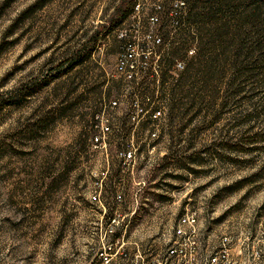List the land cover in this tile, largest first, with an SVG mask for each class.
<instances>
[{
  "label": "rangeland",
  "instance_id": "obj_1",
  "mask_svg": "<svg viewBox=\"0 0 264 264\" xmlns=\"http://www.w3.org/2000/svg\"><path fill=\"white\" fill-rule=\"evenodd\" d=\"M36 1L0 0V264H159L178 228L194 232L200 263L226 238L233 264H264V65L250 31L172 97V67L159 88L115 72L121 29L107 23L119 0H48L19 19ZM138 1L143 21L174 0ZM246 1L232 0L240 14ZM134 94L160 118L131 124ZM111 101V132L94 146ZM190 213L196 223L180 225Z\"/></svg>",
  "mask_w": 264,
  "mask_h": 264
},
{
  "label": "trees",
  "instance_id": "obj_2",
  "mask_svg": "<svg viewBox=\"0 0 264 264\" xmlns=\"http://www.w3.org/2000/svg\"><path fill=\"white\" fill-rule=\"evenodd\" d=\"M12 1L9 0V3ZM47 1L37 0L20 15L19 19H27L35 9H40ZM138 4H140L138 0H119L114 7L112 17L107 23L109 24V27H107L109 30L121 29L118 30V37L121 39L118 53L129 46H138L144 54L148 53V50L151 52L147 66L143 65L144 58H142V62H140L142 65L137 73L138 76L132 81H126L122 77L125 82L133 83L138 87L148 78H153L157 84L156 88H159L164 84L162 71L165 67H172V69L181 71L180 78L175 80L169 88L172 97L179 89L181 80L189 81L192 72L198 74L200 80L205 82L214 54L225 52L226 46L231 47L230 53L235 52V39H242L241 34L245 35L247 33L246 30H242V27H246L250 31L247 35L251 40L253 39L251 41V48H253L251 53L255 52L258 62L264 65V12L262 11L264 0H253L252 3L246 1L243 6L244 14L239 13V5L234 4L232 0H174L167 12L158 3L154 5L149 16L157 18L154 25L149 23V17L146 20H140V16L143 15L141 4V14L135 16V7ZM5 5H8V2ZM130 20L133 22L127 25L126 23ZM123 25L131 27V29H125ZM158 30L163 31L162 34ZM144 36L148 38L142 41ZM97 37L98 35H95L81 44L77 53L68 61V69H72L85 61L90 54V49L85 53V56H80V53L90 43L96 42ZM158 39L161 43L156 42ZM148 43L152 45L149 47ZM233 46L235 50L232 49ZM156 57L158 58L157 62L154 61ZM232 63H236L235 54L232 56ZM180 64L183 66L182 69L178 68ZM135 102V106L145 112L148 111V114L142 120L155 121L159 119H153L152 117L156 110H160L155 106V99L145 94L143 97L135 95L128 104L127 117L131 124L138 125L142 121L140 120L138 123L132 121L133 113L137 110L136 107L133 108ZM108 104L109 102L102 107L98 114L105 111L109 115L111 109Z\"/></svg>",
  "mask_w": 264,
  "mask_h": 264
},
{
  "label": "built area",
  "instance_id": "obj_3",
  "mask_svg": "<svg viewBox=\"0 0 264 264\" xmlns=\"http://www.w3.org/2000/svg\"><path fill=\"white\" fill-rule=\"evenodd\" d=\"M141 14V6L138 4L135 7V16H140ZM148 21L151 25H154L157 22V18L149 17ZM146 36L142 38V41L146 40ZM157 43H161L158 39ZM152 44L148 43L150 47ZM138 46L127 47L124 51L118 53L116 61H115V72L123 77L126 81H132L136 76H138V70L141 67L142 58H144V66H147V61L151 56L150 50L148 53L144 54ZM145 55V56H144ZM154 61H158L156 57ZM182 65H178L179 69H182ZM136 102L133 104V108L136 107L137 110L134 111L132 121L134 123H138V121L142 120L148 111L145 112L138 106H135ZM109 108L112 110L117 106L116 102H109ZM161 116V110H156L152 117L153 119H158ZM110 116L107 115L105 111L96 114L94 117V129L96 130V135L92 139V143L94 146L104 147L105 139L107 135L110 133ZM123 160V164H131L134 161V152L132 150H128L120 154ZM196 223V215L194 213L187 214L182 217V224L180 225H189ZM177 236L182 238L180 241L176 242L175 245L168 249L165 253V257H163L161 263L159 264H170V262L174 261V264H233L230 261L229 256V246L228 240L222 239L221 245L217 249L216 252L208 255L203 262L197 261V248L196 242L194 240V232L189 231L187 234L182 232L179 228L176 231ZM105 261L109 262L107 258H104Z\"/></svg>",
  "mask_w": 264,
  "mask_h": 264
},
{
  "label": "bare ground",
  "instance_id": "obj_4",
  "mask_svg": "<svg viewBox=\"0 0 264 264\" xmlns=\"http://www.w3.org/2000/svg\"><path fill=\"white\" fill-rule=\"evenodd\" d=\"M179 224H182V218L179 220Z\"/></svg>",
  "mask_w": 264,
  "mask_h": 264
}]
</instances>
